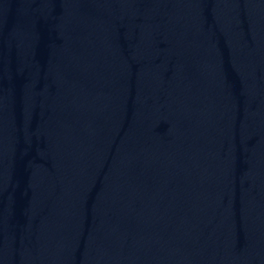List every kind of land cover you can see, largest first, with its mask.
Here are the masks:
<instances>
[{
    "label": "water",
    "instance_id": "water-1",
    "mask_svg": "<svg viewBox=\"0 0 264 264\" xmlns=\"http://www.w3.org/2000/svg\"><path fill=\"white\" fill-rule=\"evenodd\" d=\"M0 264H264V0H0Z\"/></svg>",
    "mask_w": 264,
    "mask_h": 264
}]
</instances>
